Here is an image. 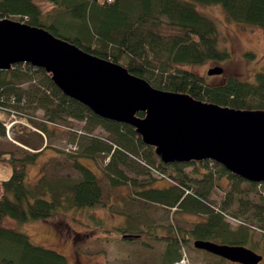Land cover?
Here are the masks:
<instances>
[{
    "label": "trees",
    "instance_id": "1",
    "mask_svg": "<svg viewBox=\"0 0 264 264\" xmlns=\"http://www.w3.org/2000/svg\"><path fill=\"white\" fill-rule=\"evenodd\" d=\"M45 1L51 4L50 10L42 8L39 0H0V18L12 17L47 28L87 52L125 66L156 88L188 93L232 108L264 109V67L256 73L254 81L232 75L217 84L185 67L230 57L229 51L219 45L218 21L205 8L219 6L230 22L264 29V0ZM31 107L44 111L42 120L38 116H26L23 110ZM10 114L24 117L33 125L26 129V136H20V145L13 140L23 153L22 158H16L11 149L0 150V164L9 163L12 169L8 179H0V264H67L64 254L35 243L23 227L31 221L69 216L73 210L106 208L100 183L104 178L112 186L129 188L130 196L121 195L123 200L145 201L173 210L176 216L203 217L192 228H180L175 235L160 232L163 236L159 239L166 245L164 264L180 262L185 251L183 248L181 253L180 246L194 245L196 240L220 238L223 240L220 244L257 247L252 225L264 231V183L246 181L211 160L163 163L132 126L96 115L82 103L65 96L43 68L30 64L19 63L11 70H0L1 136H6L5 123ZM71 120L85 124L83 131L75 129L82 134L81 140L70 142L65 153L78 150L81 157L94 161L95 168L77 159L74 168L80 176L73 179L57 176L54 169L49 173V166H42L38 180L30 181L29 166L48 147V138L72 124ZM98 128L104 132L96 133ZM72 143L78 148L70 147ZM102 160L105 164H99ZM203 165L211 169L220 167L222 174L234 180L219 205L210 200L216 177L212 171H203ZM187 166H194L192 173L201 178L191 180L192 176L184 170ZM128 171L134 176L129 177ZM153 172L166 179H160L164 186L157 187L159 180ZM243 183L249 188H243ZM252 193L255 196L257 193V199ZM236 201L238 208L234 207ZM227 210L250 224L246 221L247 224L232 229L224 218ZM124 215L127 222L130 215ZM142 215L144 224L138 221ZM131 217L137 227L133 231L140 230L137 232L140 234L118 227L124 239L127 234L141 238V234L148 236L155 228L165 229L163 224L155 226L153 219L146 218L140 210ZM7 220L14 225L6 224Z\"/></svg>",
    "mask_w": 264,
    "mask_h": 264
},
{
    "label": "water",
    "instance_id": "2",
    "mask_svg": "<svg viewBox=\"0 0 264 264\" xmlns=\"http://www.w3.org/2000/svg\"><path fill=\"white\" fill-rule=\"evenodd\" d=\"M19 63L43 68L65 96L96 115L132 126L165 164L212 160L246 181L264 183V109L232 108L156 88L47 28L0 18V70ZM223 72L215 66L208 74ZM194 247L240 264L263 260L244 245L196 240Z\"/></svg>",
    "mask_w": 264,
    "mask_h": 264
},
{
    "label": "rangeland",
    "instance_id": "3",
    "mask_svg": "<svg viewBox=\"0 0 264 264\" xmlns=\"http://www.w3.org/2000/svg\"><path fill=\"white\" fill-rule=\"evenodd\" d=\"M39 3L45 10H50L52 7L45 0H39ZM205 10L206 13L218 21L219 45L229 51L230 57L223 61H210L203 65H187L185 67L205 77L206 80L214 84L232 75L240 76L243 80L254 81L256 73L264 67V29L252 25L230 22L224 10L219 6L207 7ZM12 19L18 20L16 18ZM215 66L222 67L224 72L222 74L209 75V69ZM23 111L27 113L25 114L28 117L31 116L33 118L32 116H38L39 120H42L44 116L43 110L34 109V107ZM1 118H3V115ZM28 123L31 124L24 117L10 114L5 123L6 136L0 135V150L11 149L15 152L16 158H22L23 153L19 151L20 149L18 150L17 144L13 140L17 141L19 145L21 144L22 138L20 136H26V129L32 128L33 124L29 125ZM71 123L67 124V127L63 128L64 130L62 129L64 132L55 131L53 136L48 138V147L42 153H39L37 161L29 166L30 181L35 182L38 180V177L41 175L42 166L44 168L49 166V173L54 169L53 171L57 176L71 177L73 179H77L80 176V173L74 168L77 159H81L80 162L84 165L95 168L94 161L81 157L80 151L65 153V148L70 142L81 140L82 134L76 133L75 129L83 131L85 124L83 121L78 120H71ZM95 132L99 134L104 131L98 128ZM38 140L40 139L38 138ZM40 144V142L37 143V146ZM32 151L36 152L34 149ZM99 164H105V162L103 161ZM202 168L203 171H212L216 177V184L210 192V200L219 205L226 197V193L231 188L234 180L226 176V174H222L220 167L211 169L209 165H203ZM184 170L188 171L190 176H192L190 177L191 180L201 178V175H194L192 173L194 166H187ZM11 172L12 169L9 163L0 164V179H8ZM97 172L101 174L98 169ZM153 174L159 180L157 187L164 186V182L160 180L163 179V176L156 172H153ZM128 175L129 177L134 176L132 171H128ZM100 183L107 207L114 202L108 209L106 207L91 210H73L69 212V216H59L52 220L28 222L23 227V231L28 233L35 243L64 254L68 259L67 264H164L165 256L163 253L166 245L159 237L163 236L162 234L170 235L172 232L175 235L179 232L180 228H192L191 226L194 223L201 221L203 218L202 216L189 214H179L176 216L175 214L173 215V210L159 206L156 207L145 201L139 202L138 199H136L138 203L132 202L133 198H130V201L129 199L128 201H126L127 199L123 200L121 195H126L125 198L130 196L129 192L131 193V191L129 188L122 185L112 186L105 178ZM242 187L248 189L249 185L243 183ZM252 196L257 199V193L256 196L255 193H252ZM238 205L237 201L234 202L235 208H238ZM139 210L146 215V218L153 219L152 223L154 222L155 226L159 227L163 224L165 229L155 228L148 236L143 233L141 234V238H134L135 236L132 235L133 237L124 239L120 231H117V228H129L132 231L137 230V227L134 225L136 222L132 221L131 215L137 214ZM120 212L122 213L116 214ZM226 212L224 218L229 222L232 229L238 228L241 223L250 224V222L241 216H234L228 210ZM92 214L95 217H92L94 216ZM124 214L130 215L127 222ZM175 216L177 218H173ZM142 217L144 216H141L138 220L139 222L144 221ZM9 221L7 220L6 224L14 225ZM126 223H130V225L125 227ZM257 226L256 224L252 225L255 230L253 238L256 239L258 245L257 247H248L264 255V231ZM133 232L140 234L136 231ZM213 241L222 243L223 240L214 238ZM183 246H180V251L182 253L184 251L183 248H185L184 254L189 264H240L228 261L207 251L196 249L192 243L191 245L186 244ZM260 264H264V260Z\"/></svg>",
    "mask_w": 264,
    "mask_h": 264
},
{
    "label": "built area",
    "instance_id": "4",
    "mask_svg": "<svg viewBox=\"0 0 264 264\" xmlns=\"http://www.w3.org/2000/svg\"><path fill=\"white\" fill-rule=\"evenodd\" d=\"M14 123H15V121H13ZM12 123V122H11ZM66 128V127H65ZM73 147V149H77L78 147H77V145L75 144V143H72L71 145H70V147ZM175 264H189V261H188V259L185 257V254H184V256H183V259L180 261V262H177V263H175Z\"/></svg>",
    "mask_w": 264,
    "mask_h": 264
},
{
    "label": "flooded vegetation",
    "instance_id": "5",
    "mask_svg": "<svg viewBox=\"0 0 264 264\" xmlns=\"http://www.w3.org/2000/svg\"><path fill=\"white\" fill-rule=\"evenodd\" d=\"M257 253H258V252H257ZM259 254H260V253H259ZM263 260H264V257H263ZM263 260H262V261H263ZM262 261H261V262H262ZM261 262H260V263H261ZM260 263H259V264H260Z\"/></svg>",
    "mask_w": 264,
    "mask_h": 264
}]
</instances>
